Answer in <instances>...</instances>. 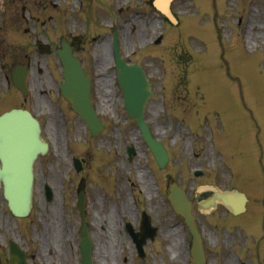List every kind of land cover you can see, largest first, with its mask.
Listing matches in <instances>:
<instances>
[{
  "label": "rangeland",
  "instance_id": "rangeland-1",
  "mask_svg": "<svg viewBox=\"0 0 264 264\" xmlns=\"http://www.w3.org/2000/svg\"><path fill=\"white\" fill-rule=\"evenodd\" d=\"M19 3L0 0V49L6 55L0 68V110L7 97L18 95L9 75L13 62L25 60V54L32 58L31 67L45 69L47 64L56 76V56L38 54L33 48V41L46 32L54 42L60 35L72 38L93 79V99L106 122L104 132L92 140L85 139L84 125L73 124L75 146L83 148V142L90 140L96 148L93 162L87 166L92 179L86 182L88 212H95L92 203L103 180L115 204L113 235L106 236L107 245H96L94 264H191L186 253L189 232L164 194V182L170 177L195 202L193 212L204 239L206 264H258L255 258L260 261L264 255L260 254L264 248V0H175L176 26L164 21L149 0H45L42 10L32 6V14L45 18V25L30 18L23 21ZM214 22L220 29L229 75L220 58ZM25 28L30 33L24 32ZM114 30L121 55L138 62L149 77L153 95L145 117L172 159L162 169L123 109L112 63ZM159 35L162 40L156 45L154 39ZM53 119L57 123L45 127V132L52 131L47 132L51 153L35 165L31 216L14 220L0 196V240L16 238L25 248L37 251L40 257L36 255V260L43 264L50 260L78 264L73 243L77 239L76 179L72 174L73 180H67L69 159L62 124ZM42 120L47 124L49 118ZM128 146L135 150L130 159ZM107 161L110 167L103 175L101 169ZM200 169L202 175L195 176L194 171ZM44 182L50 183L55 193L50 202L41 191ZM230 188L247 195L243 213L233 216L221 204L207 213L198 209L197 203L211 191ZM64 191L66 202L61 198ZM141 210L149 213L157 226L142 259L121 229L124 219L135 224ZM261 235L262 241L254 246ZM171 249L176 250L175 257ZM261 261L264 264V259Z\"/></svg>",
  "mask_w": 264,
  "mask_h": 264
},
{
  "label": "water",
  "instance_id": "water-1",
  "mask_svg": "<svg viewBox=\"0 0 264 264\" xmlns=\"http://www.w3.org/2000/svg\"><path fill=\"white\" fill-rule=\"evenodd\" d=\"M160 1L165 8L164 12L167 13V5L170 0ZM156 6L159 7V5ZM59 55L65 69V83L62 85L65 96L73 102L75 109H79L82 112V117L88 122L90 127L97 126L95 114L91 110L88 100V79L80 69L77 59L72 57L68 50L62 51ZM115 56L120 69L118 78L125 92V106L130 113L138 114V124L145 140L156 157L161 159L163 155L151 139L140 115L141 111H139L145 102L146 96L144 76L138 67L127 66L120 60L117 47L115 48ZM42 149L43 143L38 139V128L27 113L12 112L0 117V160L2 164V167H0V179L3 181L5 197L9 205L18 215L26 213L29 208L32 180L31 165L37 153L42 151ZM176 196L178 201L171 200L175 208L179 209L184 215L193 232L194 248L192 254L195 264H202L201 257L197 256L195 251V248L199 246V238L192 227L188 206L178 192H176ZM220 196L218 195L219 198ZM229 198L230 196L226 195V197H221L220 199L228 202ZM210 202L213 203V199ZM231 206L236 209L240 207V204H232ZM146 227H148V224H146ZM87 243V239L82 243V264L91 263ZM14 252L18 255L15 248Z\"/></svg>",
  "mask_w": 264,
  "mask_h": 264
},
{
  "label": "bare ground",
  "instance_id": "bare-ground-1",
  "mask_svg": "<svg viewBox=\"0 0 264 264\" xmlns=\"http://www.w3.org/2000/svg\"><path fill=\"white\" fill-rule=\"evenodd\" d=\"M170 251L173 253V254H172V255H173V257H175V255H176L175 251H176V250H175V251H173V249H171Z\"/></svg>",
  "mask_w": 264,
  "mask_h": 264
}]
</instances>
